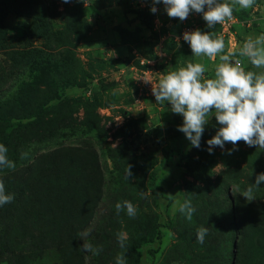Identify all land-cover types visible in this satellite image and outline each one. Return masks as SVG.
<instances>
[{
  "label": "rangeland",
  "instance_id": "obj_1",
  "mask_svg": "<svg viewBox=\"0 0 264 264\" xmlns=\"http://www.w3.org/2000/svg\"><path fill=\"white\" fill-rule=\"evenodd\" d=\"M146 2L36 0L37 17L48 26L44 29H38L27 14L11 13L6 18L10 44L23 48L24 61L41 52L56 58L50 76L41 73L38 79L39 72L32 69L23 77L26 91L36 98H23V132L15 137L27 153L23 167L39 158L40 168L61 172L54 183L53 205L43 203L17 217V223L28 221L32 230L37 223L38 244H29L22 255L16 254L18 259L0 264H116L118 255L126 257V264H264V184L255 190L254 201L241 195L255 183L249 178L251 167L264 173L260 172L264 148L240 141L232 155L227 154L233 148L230 143L210 154L207 141L220 127L215 116L205 126L200 148L192 147L178 131L183 116L173 113L166 102L157 104L154 95L142 92L121 73L133 62L138 65V57L157 59L160 43L167 57H161L157 82L188 63L203 65L202 79H214L219 55L230 50L233 66L239 59L245 72L264 73V68H255L239 54L249 38L264 34V0L247 9L233 5L239 19L236 38L224 40V51L215 60L193 56L189 44L177 37L190 26L216 39L221 37L218 25L208 28L203 14L195 12L183 22L170 18L162 2L154 14ZM9 85L10 81L5 86ZM202 169L210 182L202 178ZM218 183L221 186L215 189ZM210 186L214 190L205 189ZM202 197L217 205L214 215ZM126 200L136 207L135 218L126 209L117 215L116 203ZM186 200L196 209L193 217L206 215L215 221L221 216L228 219L234 205L238 223L206 226L207 235L215 233L211 247L207 237L203 244L197 243V232L191 229L186 241L182 234L192 221L180 212ZM6 206L0 207V231ZM256 212L258 221L253 225ZM118 233L126 236L124 248ZM84 242L102 251L85 252Z\"/></svg>",
  "mask_w": 264,
  "mask_h": 264
},
{
  "label": "clouds",
  "instance_id": "obj_2",
  "mask_svg": "<svg viewBox=\"0 0 264 264\" xmlns=\"http://www.w3.org/2000/svg\"><path fill=\"white\" fill-rule=\"evenodd\" d=\"M65 3L69 0H64ZM163 3L165 11L170 18H179L185 21L190 13L203 14V19L208 28L213 29L217 24H224L233 17V5L247 9L252 7L256 0H152V13L157 12L155 5ZM207 9V10H205ZM183 40L192 50L193 56H206L215 60L222 53L225 43L222 37L212 38V34L196 30L185 32ZM241 56L250 59L255 68H264V34L255 40L249 38L240 49ZM231 50L226 55H219L221 63L216 66L215 78L202 79L205 68L199 63H188L178 71H170L158 85L152 88L157 104L171 105V111L184 118L183 125L178 131L185 134L191 146L200 148L201 138L210 118L215 116L220 125L216 135L207 141L208 152L213 153L215 147L224 149L226 143L233 145L227 152L232 155L238 151V143L245 142L249 147L264 148V73L256 74L252 71L245 72L241 61L235 60L233 66L230 57ZM8 149L0 144V169L14 170L16 164L7 157ZM27 153L22 154L26 158ZM131 176L128 168L127 179ZM264 184V173L255 178V183L250 185L241 194L246 200H255V190ZM13 194L6 192L3 181H0V207L12 203ZM119 215L126 209L130 218H135L136 207L130 201L118 202L115 205ZM196 209L190 200L180 205V212L191 221ZM208 229L200 227L197 230L196 241L203 244ZM86 235V234H81ZM117 239L120 247H125L126 236L118 233ZM82 249L92 255H99L101 248L93 247L91 243L84 242ZM116 264H126V257L118 255Z\"/></svg>",
  "mask_w": 264,
  "mask_h": 264
},
{
  "label": "trees",
  "instance_id": "obj_3",
  "mask_svg": "<svg viewBox=\"0 0 264 264\" xmlns=\"http://www.w3.org/2000/svg\"><path fill=\"white\" fill-rule=\"evenodd\" d=\"M35 2L36 0H0V144H3L8 149V159L9 154H14L12 159L9 160L14 161L16 164L14 170L7 168L0 169V181H3L6 192L14 195L13 202L6 204L5 211L1 213L5 222L3 223L2 231H0V262L8 261L11 258L18 259V257L22 255V251L24 253L26 250V246L29 244H38L37 241L39 240V236L37 235V223L32 230V226H30L28 221L17 223V217L18 214L29 213L37 205L39 206L43 203L49 207L53 205L56 196L54 183L56 179L59 178V173L61 172L57 168L52 170L40 168L38 166V161H40L39 158L35 159L26 167H23V145H17L15 143L16 133L23 132V98L29 95L28 98L36 99L34 96H30V93L26 91V88L23 86V77L28 72H31L32 69L39 72L36 73L38 79L41 73L44 77H48L52 74L49 68H51L54 61H56L55 56L49 52L34 54L30 60L24 61L23 48H17L10 44L5 20L11 13L18 16L27 14L26 16L31 17L35 23H37L38 29L48 27L43 18L37 17L39 11L36 8L37 4ZM2 55L5 56L4 60L1 59ZM9 81L10 85L5 86ZM41 93L47 96L50 94V92L44 90L41 91ZM2 107L5 109L3 112H1ZM35 123H38V121ZM34 124H30V126ZM180 155L183 156L182 151ZM251 171L253 176L249 178L252 183L255 182V178L259 174V168L254 169L251 167ZM262 171H264V169L260 172ZM200 172L202 178L210 182L207 170L202 169ZM220 186L221 183H218L214 188H220ZM214 188L210 186L205 189L212 191ZM206 190L200 189L199 191ZM202 201L207 205L206 209L209 210L210 216L214 215L216 210L214 206L217 205L211 200L206 201L203 197ZM235 212V206L232 205V215L226 220H224L223 216L219 218L220 221L219 219L217 221L212 220V218L206 217V215L205 217H200L201 220L200 218L193 217L191 225L189 227L187 226L182 236L188 241V233L190 234L191 230L196 233L202 226L214 229L213 225L218 222H220L221 228L225 227L228 220H232L236 225L238 220ZM253 218V225H255L258 221L257 212ZM242 224L248 229L245 222H242ZM244 227L243 230L245 229ZM30 230H32V233ZM214 235L215 233H211L206 236L208 239L207 245L209 247L212 246ZM245 235L248 237V234ZM22 246L23 250H21ZM233 247H237V241L234 242ZM17 253L19 255L18 257L16 255Z\"/></svg>",
  "mask_w": 264,
  "mask_h": 264
},
{
  "label": "built area",
  "instance_id": "obj_4",
  "mask_svg": "<svg viewBox=\"0 0 264 264\" xmlns=\"http://www.w3.org/2000/svg\"><path fill=\"white\" fill-rule=\"evenodd\" d=\"M159 5V4H158ZM158 5H155L157 8ZM144 6L148 7L151 11V8L153 7L152 0H147L146 4ZM158 10V9H157ZM152 12V11H151ZM157 13V12H156ZM155 13V14H156ZM159 21L156 20L155 27L157 30H159ZM239 24V19L237 16L233 14V17L231 20H226L224 24H217L220 28V36L223 38V40H235L236 34H237V25ZM185 32H193V29L190 26L184 27L180 35L177 37V40H183V34ZM232 39V40H231ZM162 44V43H160ZM158 49V58L154 60H148L144 57H138L136 60L139 61V64L137 65L135 62H133L128 69H124L122 73L123 77H131L132 80H134L135 84L141 89V91H145L146 94L153 95L152 88L153 85H158V79L157 77L161 73L158 70V65L160 64L161 57H167V53L163 52L160 48ZM92 92V88L89 90L88 95Z\"/></svg>",
  "mask_w": 264,
  "mask_h": 264
},
{
  "label": "crops",
  "instance_id": "obj_5",
  "mask_svg": "<svg viewBox=\"0 0 264 264\" xmlns=\"http://www.w3.org/2000/svg\"><path fill=\"white\" fill-rule=\"evenodd\" d=\"M163 7H165V6L163 5ZM163 7H162V8H163ZM160 10H161V9H159V11H160Z\"/></svg>",
  "mask_w": 264,
  "mask_h": 264
}]
</instances>
